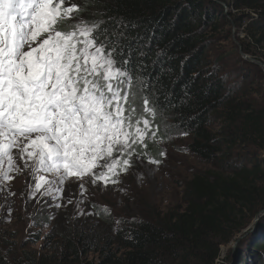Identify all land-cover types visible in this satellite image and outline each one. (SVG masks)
Masks as SVG:
<instances>
[{
	"label": "trees",
	"instance_id": "1",
	"mask_svg": "<svg viewBox=\"0 0 264 264\" xmlns=\"http://www.w3.org/2000/svg\"><path fill=\"white\" fill-rule=\"evenodd\" d=\"M73 2L84 8L77 18L109 28L122 22L124 43L136 53L129 68L135 90L157 109L156 138L187 132L181 135L186 151L209 169L185 183L183 208L139 221L114 218L99 207L90 220L38 208L31 221L50 229L53 256L0 248V264H216L220 247L264 210V97H253L264 85L257 64L264 61V0ZM243 10L257 17L242 15L250 20L239 40L254 62L240 58L232 44L223 50L235 14ZM232 56L244 69L231 65ZM33 207L26 202L24 208ZM32 236L36 243L39 237ZM247 239L231 263L264 264V220Z\"/></svg>",
	"mask_w": 264,
	"mask_h": 264
},
{
	"label": "snow or ice",
	"instance_id": "2",
	"mask_svg": "<svg viewBox=\"0 0 264 264\" xmlns=\"http://www.w3.org/2000/svg\"><path fill=\"white\" fill-rule=\"evenodd\" d=\"M83 10L73 0H0V197L6 203L15 193L5 185L23 170L32 178L29 198H61L71 178L116 185L132 158L143 155L137 146L147 148L157 137V109L135 90L129 68L136 53L124 43L122 22L102 27L77 18ZM79 187L83 196L84 184ZM11 211L9 203V217Z\"/></svg>",
	"mask_w": 264,
	"mask_h": 264
},
{
	"label": "rangeland",
	"instance_id": "3",
	"mask_svg": "<svg viewBox=\"0 0 264 264\" xmlns=\"http://www.w3.org/2000/svg\"><path fill=\"white\" fill-rule=\"evenodd\" d=\"M224 8L227 15L231 13L226 6ZM243 14L249 15L248 18H257L253 13L244 10L235 14L234 21L230 25L231 43H223V50L228 51L230 44H232L239 48L240 58L249 60L250 56H245L241 52L239 43V40L244 37L242 29L250 20L243 19ZM231 58L232 66L244 69L243 66H238L236 57L232 56ZM260 64L263 66L259 65L264 75V61ZM250 72H252L251 69ZM262 88L263 90L253 97H264V85ZM254 90L258 89L254 87ZM165 136L163 140L149 138L146 141L147 148L137 146V151L143 155L139 158H132V166L127 173H122L118 177L120 183L116 185L104 186L102 182L93 185L91 179L87 177L83 181L71 178L65 182L61 198L42 196L39 193L35 198H29L30 189L28 185L32 183L30 171L23 170L19 174L14 173L15 178L5 187L15 195L10 196L7 203L0 197V205H2L0 207V248L2 251L12 252V250L22 248L24 252L31 255L41 254L46 258L53 256L52 246L46 238L50 229L39 228L31 221L32 213L38 208L56 207L57 210L69 212V214L73 211L72 215L77 219L78 217H88L90 220L95 214V209L99 207L100 210L101 208L107 209V212L114 218L116 216L117 219L126 221H139L155 216L156 213L162 214L169 210L183 208L185 183L193 175L206 171L209 167L189 155L186 151L187 138L168 132ZM160 152L165 153V155L161 156ZM261 157L264 160V154ZM149 158L160 162L151 164L148 162ZM17 162L19 163V160ZM20 167L23 169V164H20ZM81 183L86 189L83 196L80 195L79 185ZM69 200L72 202L69 203ZM26 202L34 206L32 212H27L24 208ZM9 203L12 208L10 217L7 214ZM58 204L59 207H57ZM89 206H91L90 211H85ZM255 216L239 233L234 235L228 244L220 247L221 260L217 264H233L231 263L232 256L242 254L249 242L247 238L256 231L258 225L264 220V215L260 216L258 220L254 219ZM247 219L248 216H244L243 221L245 222ZM116 226H119V223L116 222ZM30 235H33L32 238L39 237L38 241L36 243L30 241ZM55 262L58 264V260Z\"/></svg>",
	"mask_w": 264,
	"mask_h": 264
},
{
	"label": "water",
	"instance_id": "4",
	"mask_svg": "<svg viewBox=\"0 0 264 264\" xmlns=\"http://www.w3.org/2000/svg\"><path fill=\"white\" fill-rule=\"evenodd\" d=\"M249 60H251V59H249ZM252 61V60H251ZM252 62H254V61H252ZM258 65H260L261 67H263L260 63H257ZM262 215H264V210L263 211H260L256 216H255V220H258V218L260 217V216H262ZM237 244V242L235 243V245Z\"/></svg>",
	"mask_w": 264,
	"mask_h": 264
},
{
	"label": "built area",
	"instance_id": "5",
	"mask_svg": "<svg viewBox=\"0 0 264 264\" xmlns=\"http://www.w3.org/2000/svg\"><path fill=\"white\" fill-rule=\"evenodd\" d=\"M221 257H219L218 259H217V261H216V264L218 263V261H220L221 259H220Z\"/></svg>",
	"mask_w": 264,
	"mask_h": 264
}]
</instances>
